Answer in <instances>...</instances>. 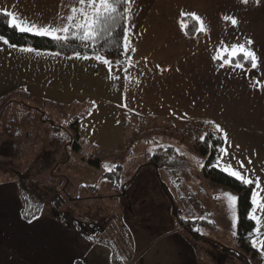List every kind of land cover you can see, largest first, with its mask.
<instances>
[{
    "label": "crops",
    "instance_id": "1",
    "mask_svg": "<svg viewBox=\"0 0 264 264\" xmlns=\"http://www.w3.org/2000/svg\"><path fill=\"white\" fill-rule=\"evenodd\" d=\"M63 3L0 0V9L40 26H60ZM191 12L204 19L207 34L185 35L180 26L185 17L182 13ZM225 15L235 17L238 25L224 21ZM129 29L135 51L126 56L132 66L113 63L111 73L95 56H53L49 53L54 51L33 48L43 53L36 55L21 51L32 47H11L14 44L0 34L8 41L0 40V105L93 104L79 119L78 129L85 141L123 152L131 139L153 131L156 138L165 137V141L159 140L183 152L187 160L194 153L188 144L212 121L228 134L224 143L228 155L222 153L220 163H230L254 181L259 177L264 187V88L259 86L264 85V0L251 7L241 0H134L131 21L127 20ZM249 39L253 41L249 47L258 57L256 68L221 67V61L213 59L222 45ZM196 154L193 157L203 158ZM129 182L126 193L142 196L151 187L163 196L159 197L163 205L153 201L145 209L138 206L136 212L123 215L135 239L128 264H200L194 238L185 235L184 225L173 215L171 199L159 191L157 169L143 166ZM211 184L219 193L213 192L214 188L207 193L210 210L216 217L228 216L225 210L219 211V201H214V197H226L220 194V188H226ZM252 185L255 191V183ZM180 194L194 195L188 184H182ZM260 196L264 197V192ZM22 206L16 180H0V264H113L106 244L93 243L47 213L26 220ZM199 206L203 209L202 202ZM252 207L250 213L261 217L260 232L264 234V214L258 208L252 213ZM260 238L264 237L256 233L253 239ZM258 250L264 256V251Z\"/></svg>",
    "mask_w": 264,
    "mask_h": 264
},
{
    "label": "trees",
    "instance_id": "2",
    "mask_svg": "<svg viewBox=\"0 0 264 264\" xmlns=\"http://www.w3.org/2000/svg\"><path fill=\"white\" fill-rule=\"evenodd\" d=\"M66 1L70 2L66 3ZM74 6H79L78 0H64L60 26L66 22L64 18L71 14V8ZM123 10L122 8L121 11ZM9 19L3 12H0V34L14 45L49 50L64 55H76V53H80V55L96 56L99 54L105 56L113 63L127 64L128 62V57L123 54V35L125 34L127 19H121L118 22V26L111 28V34L105 33L94 46L90 45L89 42L80 41L71 37L67 42L62 41L57 43L48 37H40L32 33L21 32L9 23ZM184 20L189 24L188 32L190 34H200L194 30V26L196 25L194 20L187 17H184ZM242 63L245 66H251L249 61H242ZM9 104L11 105L12 102ZM9 104L5 105L2 111H7L8 108H12L10 110L11 112L5 113L10 114V116L4 121L0 118V126L2 125V130H0V138L2 137L0 139V150L7 159L12 158L26 161L29 159L31 163L25 171L17 170L18 172H16L17 176L15 180L19 185L23 201L21 211L23 218L33 220L44 213L50 214L64 225L86 236L93 243L106 244L110 247L113 264H128L134 255V243L132 235L124 225V222H118L115 218L106 217L107 225L104 227L98 226L97 229L91 231L86 229L85 225H87L89 220L86 216L84 217L80 214L81 212L77 215L68 212L72 217L69 219L70 221L66 219L67 211L65 212V204L63 202L65 201L64 197H68L66 187L71 189L75 184L69 173H78V171H73L72 159L82 152L83 143L85 142V139L81 136L78 129L79 119L85 116V114H81L80 117H76L77 119L71 120L65 126L54 117L53 114L55 113L53 111L45 109L43 106L26 102H19L16 106L11 107H9ZM57 106L63 105L57 104ZM215 124L218 123H207L200 131L198 138L192 146L204 158L202 168L204 177L215 185L229 188L239 198V217L236 228V239L239 249L235 251L224 246L222 250L223 252L231 251V254L236 255L239 260L244 255V258L250 256L258 264H264L263 254L251 242L256 236V223L249 215L252 206L253 185L242 184L216 166L218 159L222 155L220 149H224L225 140L223 139V133L215 131ZM154 133L156 132L151 131L145 134L144 137L146 138L143 143L145 145V151L141 158L143 163L135 169L130 180L128 179L121 184V176L124 172V167L121 164L116 165L111 170L104 171L102 179L103 181H109L116 191L124 193L126 184L137 175L139 170L143 166L152 165L157 169L164 191L173 202L172 212L176 216L179 214L180 209L175 204L173 197L178 196L177 193H179V197L182 200L192 198L181 196L182 178L180 179V177L176 178L174 176L176 172H181L185 168L184 162L186 159L177 147L159 140L163 139L165 141V137L161 136V138H156ZM201 137H204V140H201ZM62 154L65 157L59 159ZM135 159V156H131L127 158L125 163L130 166ZM80 160L81 163L88 161L97 168L103 167L101 159L97 157H85L82 155ZM161 168L167 169L168 176L172 180L171 184L177 187V191L174 193L169 188L168 182L162 180ZM64 171L69 173H65ZM82 185L86 186L87 183H82ZM90 187L93 192H97V183L90 185ZM81 188L83 189L85 187ZM92 197V195H88V197L78 195V200ZM193 197H195V194ZM187 204V202L184 203L188 209ZM185 212L187 217H189L184 221L181 220L180 223L184 225L187 232L195 240H202L206 235L199 229L198 225L204 222L207 223L208 220H205L206 218L204 217H191L193 212L191 209L190 211L185 209ZM119 224L123 229V231L121 230L123 243L120 240L118 241L120 235H118L116 230H113ZM109 225L113 227L108 228ZM219 260L222 263L223 257H219ZM80 263V261H77L76 264Z\"/></svg>",
    "mask_w": 264,
    "mask_h": 264
},
{
    "label": "rangeland",
    "instance_id": "3",
    "mask_svg": "<svg viewBox=\"0 0 264 264\" xmlns=\"http://www.w3.org/2000/svg\"><path fill=\"white\" fill-rule=\"evenodd\" d=\"M252 1V2H251ZM70 1H66V3H69ZM255 4L254 0H249L250 7ZM254 26H252L253 28ZM9 103L0 105V118L4 121L7 119L6 117H2V115L6 112H9L12 108H8V110H3V107ZM9 107L11 105L9 104ZM45 109H49L53 111L55 114L54 117H56L59 122H61L63 125L67 126L71 120L77 119L76 117H80L81 114H88L93 109V104L90 105L89 103L82 102L80 105H66V106H45ZM11 112V111H10ZM4 113V114H3ZM3 124V123H2ZM2 126V125H1ZM0 126V130H2ZM1 134V133H0ZM199 136V135H198ZM2 138V137H1ZM0 138V139H1ZM146 137H138L136 139H131L129 143L127 144V148L123 152H117L114 150H111L104 145H100L98 143H92L85 141L83 143L82 152L79 155H76L77 157H74L72 159V167L73 171L78 173H69L67 171H64L65 173H69L72 181L75 183L73 188L66 187V191L68 192V197H64L65 201L63 202L66 219L70 221L72 216H70L69 213H73L74 215H77L79 212L84 217L86 216L89 220L87 225H85L86 229L89 230H95L98 226H105L107 225V222L105 219L106 217L109 218H115L118 220V222L122 221L123 224L127 227L128 231H130V234L133 238L134 243V251H135V239L133 236L132 231L130 230V227L126 224L123 215L128 214L127 212L131 211V213L136 212V209L138 206H140L142 209H145L147 207L148 203H151L153 201H157L158 206H162L163 203L162 198L163 197L160 192H157L156 190L150 189L147 191V193H144V195L141 194L137 195L136 197H132V194L127 192L126 190L130 189L128 182L125 187V192L121 193L114 189L112 184L109 181H103L102 174L104 171L113 169L116 167V165H123L124 172L121 176V184L126 181L130 180V177L134 173L135 169L143 163L142 154L145 151V145L144 139ZM198 138V137H197ZM196 141V140H195ZM194 141V142H195ZM193 142V143H194ZM188 144V148L190 151H193V154H198V152L193 148L192 144ZM183 153V152H182ZM191 154L189 159L184 162V167L181 172H176V175L174 176L176 178L181 179V185L188 184L190 186V189L192 190V193L195 194V197L188 198L187 199V206L191 209L192 214L191 217L194 218H206L205 220H208L207 223L199 224V229L206 235L202 240H194L195 246L197 245V254L199 255L201 261L200 264H258L256 260L251 259L250 256H247V258H244V255L242 256V259L239 260L236 255L231 254V251L223 252L222 248L226 246L228 249H233L237 251L239 249L237 239H236V228L238 221L233 220V213L232 210L229 208V203L227 200V197H214V201L216 199L219 201V211H226L228 212V216H225L224 214H219V217L215 216L216 212L211 211L209 201L211 197H207V193L209 194L212 191V188H214V185H212L209 182L207 178L204 177L202 168L204 165V158H195L194 155ZM196 154V155H197ZM97 157L100 158L103 167L97 168L91 165L88 161H84L81 163V157ZM199 155V154H198ZM5 155L2 154L0 150V180H4L6 178H13L16 179V172L17 170L25 171L28 166L31 165L30 160H18V159H7L4 157ZM135 156L136 159L134 162L128 166L125 162L127 158ZM65 155H60L59 159H63ZM202 157V156H201ZM186 158V157H184ZM203 159V160H202ZM125 163V165H124ZM178 171V170H177ZM161 178L163 181L168 182L169 188H171L172 192L174 193L177 191V187L172 185L171 178H169L167 169H160ZM180 182V180H179ZM82 183H87L86 186H83ZM97 183L98 190L97 192H93L90 185H93ZM85 187V188H81ZM162 188V189H161ZM159 191H164L162 185ZM123 192V190H122ZM213 192L219 193L218 188H214ZM120 193V194H119ZM126 193V194H125ZM164 193L167 195V193L164 191ZM224 193H231L234 195V191L227 189L220 188V194L223 195ZM178 196L173 197L175 204L177 207H179V214L175 216L179 223L187 219V215L185 212V209L188 210L184 203L186 201L182 200L181 197H179V193H177ZM236 194V193H235ZM78 195H81L82 197H88V195H92V198L89 199H80L78 200ZM237 195V194H236ZM238 196V195H237ZM158 199V200H157ZM213 201V203H214ZM200 202L203 204V209H201ZM206 202V203H204ZM212 203V204H213ZM23 205V201H22ZM171 205L173 208V202L171 201ZM225 205V206H223ZM23 207V206H22ZM229 208V209H228ZM83 211V212H82ZM222 213V212H221ZM230 213V214H229ZM238 201L236 206V216H238ZM83 218V217H82ZM181 224V223H180ZM113 226L109 225L108 228H112ZM71 228V227H70ZM73 229V228H72ZM113 230H116L118 235H120V238H118V241H123L121 238L123 231L122 227L119 225L115 226ZM184 233L186 236H189L186 229H184ZM77 232V231H76ZM78 233V232H77ZM124 242V241H123ZM122 242V243H123ZM217 245V246H216ZM121 247V244H120ZM124 250V249H123ZM126 250V249H125ZM242 255V254H241ZM219 257H223V260L220 263V260L218 261Z\"/></svg>",
    "mask_w": 264,
    "mask_h": 264
},
{
    "label": "snow or ice",
    "instance_id": "4",
    "mask_svg": "<svg viewBox=\"0 0 264 264\" xmlns=\"http://www.w3.org/2000/svg\"><path fill=\"white\" fill-rule=\"evenodd\" d=\"M245 5L249 3V0H241ZM255 3L259 4L260 0H254ZM134 3V0H78V7L71 8V14L66 18V22L62 26H53V25H37L34 22H29L27 19L19 18L15 13L0 9V12L10 18L9 23L18 29L21 32H28L40 37H48L57 43L67 42L70 37L78 39L80 41L89 42L90 45L94 46L96 42L105 35V33L111 34V28L118 26V22L121 19H127L131 21V7ZM124 9L121 11V9ZM183 16L190 18L196 22L194 30L198 33L207 34L209 29L204 19L196 14L195 12L191 13H182ZM224 21L230 22L233 26L238 25V20L235 17L225 15L223 17ZM182 29H185V35H188L189 24L182 20L180 23ZM129 30H125L123 35V54L127 55L129 51H135V48L131 44L130 36L127 34ZM0 40H4L0 36ZM4 43H8L7 40H4ZM253 43L252 40H246L245 43H235L232 45H222L220 50L216 52L213 56V59L221 61V67L229 66L235 68H244V63L242 61H249L251 67L254 69L258 66V57L256 53L249 47ZM15 47V45H10ZM24 52H35L36 55H42L43 53L38 52L33 48H24L21 49ZM53 56H59V52L49 53ZM77 58L80 57V53H76ZM83 59H89V57L84 56ZM94 59L100 61L104 65L108 66L109 73L112 72L113 62L107 59L103 55L97 54ZM128 66H132L131 58L129 57ZM127 73L128 68L124 69ZM114 79H119V77H113ZM259 85V81L257 82ZM256 85H254L255 87ZM261 88H264V85H259ZM93 103H95L93 101ZM126 106V105H125ZM208 123H215L209 121ZM215 131L223 133V139L225 142L228 141V134L224 129L219 125L215 124ZM207 135V134H206ZM201 140H204V137H201ZM221 153L225 156L228 155L227 149H220ZM250 162V161H249ZM240 167L243 168V162H239ZM203 166V165H201ZM217 167H221L222 171L228 175L234 177L236 180L240 181L244 185H252L255 183V191L252 192V213H256L257 208L259 211L264 214V197L260 196L261 192H264V187L261 186L259 177H256L255 181L252 178H249L246 175H242L240 171L235 170L230 163H220L218 159ZM111 170V169H109ZM224 196L227 197L229 208L233 213V220L238 221L236 216V206L238 197L231 193H224ZM250 218L255 221L256 228L255 231L258 237H264V234L260 232V226L262 224L261 217L258 215L249 214ZM253 246L257 247L261 251H264V238L259 240L253 239Z\"/></svg>",
    "mask_w": 264,
    "mask_h": 264
}]
</instances>
